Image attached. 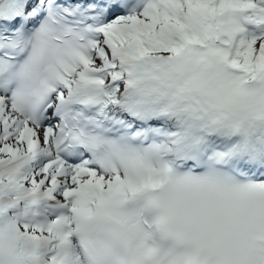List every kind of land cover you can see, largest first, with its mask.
I'll use <instances>...</instances> for the list:
<instances>
[{
    "label": "snow or ice",
    "instance_id": "snow-or-ice-1",
    "mask_svg": "<svg viewBox=\"0 0 264 264\" xmlns=\"http://www.w3.org/2000/svg\"><path fill=\"white\" fill-rule=\"evenodd\" d=\"M0 264H264V0H0Z\"/></svg>",
    "mask_w": 264,
    "mask_h": 264
}]
</instances>
